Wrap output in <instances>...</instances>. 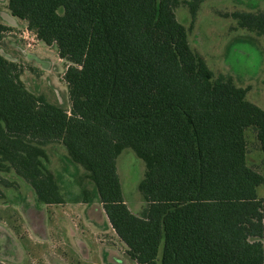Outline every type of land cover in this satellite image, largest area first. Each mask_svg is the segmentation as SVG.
Here are the masks:
<instances>
[{"label":"trees","instance_id":"16d2710c","mask_svg":"<svg viewBox=\"0 0 264 264\" xmlns=\"http://www.w3.org/2000/svg\"><path fill=\"white\" fill-rule=\"evenodd\" d=\"M205 1L8 0L11 16L69 63L71 107L32 93L0 53V200L14 174L39 204L65 203L47 153L61 144L94 185L81 202L137 264H264V172L248 159L264 153V109L192 49L176 11L194 20ZM231 17L264 37V9ZM127 148L146 167L140 214L118 174Z\"/></svg>","mask_w":264,"mask_h":264},{"label":"rangeland","instance_id":"374dc122","mask_svg":"<svg viewBox=\"0 0 264 264\" xmlns=\"http://www.w3.org/2000/svg\"><path fill=\"white\" fill-rule=\"evenodd\" d=\"M254 7L264 9V0H206L194 20L185 6L176 14L189 29L192 49L214 75L232 76L238 86L248 89L247 99L264 109V37L242 29L231 17ZM0 23L10 27L0 32V53L22 67L27 88L69 110L64 79L69 63L59 57L57 46L38 41L26 22L12 17L8 0H0ZM47 153L66 202L39 204L27 182L12 174L15 187L4 188L5 198L0 200V264H137L106 218L98 224L99 212L81 202L83 191L94 188L86 171L68 161L61 144L48 146ZM263 157L262 151L253 150L248 159L264 172ZM117 168L125 200L134 214H140L145 203L138 185L145 163L127 148L118 157ZM258 194L264 197V186Z\"/></svg>","mask_w":264,"mask_h":264},{"label":"crops","instance_id":"0c3cea01","mask_svg":"<svg viewBox=\"0 0 264 264\" xmlns=\"http://www.w3.org/2000/svg\"><path fill=\"white\" fill-rule=\"evenodd\" d=\"M11 21H12V20H11ZM12 22H14V25H17V21H12ZM14 25H13V26H14Z\"/></svg>","mask_w":264,"mask_h":264}]
</instances>
